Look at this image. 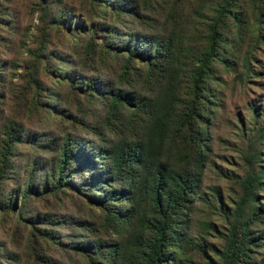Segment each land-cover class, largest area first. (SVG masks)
<instances>
[{
    "label": "trees",
    "instance_id": "obj_1",
    "mask_svg": "<svg viewBox=\"0 0 264 264\" xmlns=\"http://www.w3.org/2000/svg\"><path fill=\"white\" fill-rule=\"evenodd\" d=\"M84 1L89 9L83 18L79 13L76 17L82 21L75 23L72 32L81 37L70 48L72 55L48 56L50 41L37 49L24 48L30 58L24 79L34 85L40 97L44 91L40 77L43 61L64 62L68 56L74 69L51 64L47 72L60 75L58 83L69 88L63 101L83 118L94 107L104 108L99 123L68 117L74 127L88 130L97 141L70 132L58 139L49 135L26 137L18 121L7 120L2 125L0 215L14 211L32 214L20 222L30 229L29 248L36 242L38 248L32 247L33 252L23 258L3 243L0 264H53L50 256L55 250L68 254L69 260L72 255L81 256L87 264H184L171 249L184 241L179 225L202 182L209 151L203 129L211 110L207 83L213 79L218 62L228 63L221 59L223 16L240 22L234 11L237 0H224L222 16L210 19L213 23L201 45L188 44L175 29L166 27L164 32L159 28L157 33L154 27L143 28L147 14L155 16L149 13L150 8L144 10L133 3L128 7L124 0ZM75 12H62L61 18L54 20L66 24ZM109 14L112 22L103 23ZM125 18L134 21L139 32L121 31L119 25L123 26ZM110 59L122 61L118 72L107 63ZM33 101L36 107L40 105ZM261 132L264 136V124ZM24 145L38 150L39 156L34 158L28 177L16 184L22 188L16 190L21 201L18 207L5 186L13 174L21 178L14 160L21 157L19 147ZM250 163L254 168V162ZM262 192L264 169H252L244 182V196L237 204L221 264H252L253 248L260 247L264 239L254 232L264 217V204L258 201ZM69 193L83 195L99 210L95 224L89 218L74 220L78 231L94 235L93 241L89 237L83 238L88 243H75L74 237L70 242L59 240L56 227L60 221L30 211L32 199ZM251 205L255 211L247 217L245 207ZM104 236L110 242H104Z\"/></svg>",
    "mask_w": 264,
    "mask_h": 264
},
{
    "label": "rangeland",
    "instance_id": "obj_2",
    "mask_svg": "<svg viewBox=\"0 0 264 264\" xmlns=\"http://www.w3.org/2000/svg\"><path fill=\"white\" fill-rule=\"evenodd\" d=\"M124 1L128 7L140 5L144 10L145 7L150 8L148 12L155 14H147L142 20L146 30L154 27L158 33L159 28L164 32L166 27L170 31L175 29L183 35L185 42L199 45L213 23L210 19H219L225 9L224 0ZM86 9L89 6L84 0H0V129L7 120L18 121L24 127L26 137L49 135L51 139H58L65 132H70L97 141L88 130L79 125L74 127L68 117L99 123L104 108L94 107L83 118L82 113L79 115L76 108L69 107L63 101L68 98L69 88L58 83L60 75L47 72L46 68L51 64L67 70L74 69L69 65L68 56L64 62L43 61L40 77L44 91H41L40 97L36 96L34 85L24 79L30 62L24 48L34 46L37 49L44 41H50L52 46L48 48V56L53 53L72 55L71 47L81 37L72 29L75 23L82 21L76 18L78 13L83 18ZM68 10L76 12L68 17L66 24L55 22L54 19H60L62 12ZM234 11L240 19L239 23L223 16L224 40L220 48L224 50V56L221 59H227L228 63L224 65L218 62L213 79L207 83L206 93L211 99V110L206 115L203 129L207 134L209 151L202 182L190 208L184 210L182 224L179 225L184 241L171 249V254L183 260L184 264L222 263L235 210L244 196L245 179L252 169H264V136L261 132L264 124V0H237ZM111 17L109 14L108 21L103 23L110 24ZM119 28L124 33L140 30L134 21L126 18ZM102 39L101 42L104 41ZM121 62L110 59L107 63L113 72H118ZM86 73L91 75L90 72ZM163 94L158 96L160 100ZM33 100L40 105L36 107ZM37 140L41 141V138L37 137ZM19 153L21 157L14 160V165L21 178L13 174L5 186L6 192H11L16 198L18 207L21 201L17 198L16 190L21 191L22 188L16 184L28 177L34 158L39 156L38 150L25 145L19 147ZM45 156L49 158L51 154ZM258 198L264 204V192ZM29 207L36 215H47L49 219L60 221L56 227L59 240L70 242L71 237H74L75 243H88L83 239L85 237L94 240V235L84 230L78 231L74 225L75 219L85 218L95 224L100 214L83 195H49L41 201L32 199ZM254 211L255 205L245 207L247 217ZM30 215L25 212L19 214L18 211L0 215V246L9 244L23 258L26 253L33 252L32 247L38 248V242L29 248L30 229L20 222L21 218ZM254 232L257 236H264V217L258 220ZM103 241L110 242V238L104 236ZM261 243L260 247L253 248L252 264H264V239ZM50 257L53 264H87L81 256L72 255L69 260L68 254L60 250H55Z\"/></svg>",
    "mask_w": 264,
    "mask_h": 264
}]
</instances>
